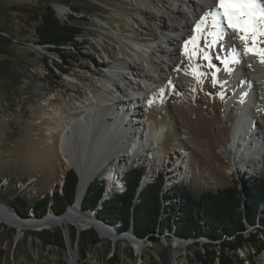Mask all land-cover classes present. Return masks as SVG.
Wrapping results in <instances>:
<instances>
[{
	"label": "rangeland",
	"instance_id": "obj_1",
	"mask_svg": "<svg viewBox=\"0 0 264 264\" xmlns=\"http://www.w3.org/2000/svg\"><path fill=\"white\" fill-rule=\"evenodd\" d=\"M68 1H73V4H68ZM187 2L189 1L52 0L60 20H67L73 14L85 25L82 36L75 44L56 52L47 49L46 45H40L36 37L25 33L33 26L28 23L33 13L18 11V7L23 6H28V9L34 11L44 0H0V28L9 30L18 38V41L14 40L18 53V78L14 81L12 94L6 95L0 90V202L14 214V218H18L16 216L20 214V217L28 218L27 221H33L32 219L38 216L46 218L44 215L48 217L57 213L52 209L56 200L52 192L59 194L63 190V175L72 166L68 161L70 157L67 151L60 147V135L72 120L101 107L99 94L112 96V91L110 94V90L105 86L106 84L112 87V77L122 89V92L117 91L116 95L122 99L128 98L119 108L132 111L131 120L137 119L136 125L131 121L133 129L145 128L143 137L150 140L143 142L141 150L136 153L135 162L127 166L122 174V189H114L112 192L105 189L97 207L87 209L82 205L86 191L80 207H73L76 197L73 203L69 204V211L83 217L92 210L93 218H97L93 214L94 211L99 214L102 201L126 189L124 176L134 166L144 168V178L145 175H150L146 181L142 178L139 191L162 173V190L164 193H170L169 198L163 202L160 217L168 222V225L159 227L158 224L157 231L152 236L157 240L150 241L147 237L148 240L143 241L145 247L142 249L137 243L139 240L124 236L125 230H120L119 227L121 221L113 223L100 218L99 215L98 218L106 224H118V229L112 225L111 228H116L115 233L119 241L98 235V238H101L98 244L85 245L81 237L84 230L88 229L79 232L71 225L69 232L76 231L78 240L68 249L65 241L62 240L61 243L57 236L56 242L46 243L43 239L48 231H64L59 229V226L44 230L31 228L20 233L16 227L0 221V264H69L71 246L79 253L80 264H201L197 255L202 245L207 242L206 238L189 237L185 247L176 248L173 245L178 236V217H174L173 222L168 220L169 205L175 202L181 206L184 202L183 197L178 196L174 188L182 182L180 186L190 187L198 193L204 190L216 191L239 180L245 184L249 179L260 175V172L264 174V151L260 166L254 170L241 168L242 164L233 162V151L229 148L231 130L238 119L235 114L236 103H233L230 109L226 107L227 100H230L238 89L247 85L245 73L258 79L260 73L255 72L247 58L251 56L259 63L263 62L260 61V54L259 56L256 52L246 51L245 43L239 39L240 34L230 29L227 36L211 45L213 37L208 34L213 31L210 26L211 17H208V24L195 35L168 30L167 25L173 22L175 12L179 9L185 10L186 17H176V25L190 19L191 23L195 22V12ZM59 4L66 10L62 13V18L58 16ZM69 5L81 12H72ZM85 12L90 15H85ZM173 37H178L179 45L183 49L176 59L162 51L173 47L175 43L171 42L177 41ZM193 38L195 44L191 43ZM233 39L242 47L230 55L227 49H232ZM186 41L189 42L187 47ZM248 46H253L251 39L248 40ZM197 48V54L191 55ZM255 48L264 49V36L258 37ZM205 52L212 57L211 60L204 59ZM136 58L141 61L142 69L150 74L148 79L151 80L136 75L135 71L141 69V64H137ZM120 59L127 60L130 68H120L117 65ZM150 60L155 62L154 65ZM244 60L249 69L239 68ZM175 61L178 63L175 64ZM161 68H165V72L170 76L168 80L166 74L163 75V80L158 79L159 73L163 72ZM233 71L237 72L240 84L234 78L225 79ZM137 82L142 85V92L133 93L131 85ZM134 96H140L138 102ZM255 102L257 107L258 101ZM137 109H140L141 116H135ZM252 112L258 119L261 118L264 126V112L257 109ZM106 114L105 128L107 123L116 119L114 115L117 112L109 109ZM126 122L130 123V119ZM119 124L121 125V122ZM94 127L95 124L91 126L90 131H93ZM155 128L158 133L162 132L156 144L151 139ZM97 129L98 127L95 130ZM108 145L109 148L104 147L109 158L107 167L90 181L91 183L97 178V182L105 187L108 183V176L104 177L105 170L117 165L125 150L119 142ZM126 149L128 150V145ZM236 166L242 171H235ZM18 193L26 196L29 194L26 198L29 203L27 215L11 204ZM46 194L47 200L51 202V209L48 208L47 212L36 211L35 199H42ZM131 228L127 231L130 232ZM248 228L255 232L254 226ZM131 230L133 231V228ZM84 248L86 251H83ZM176 251L178 258L174 257ZM239 253L241 257L248 258L246 264H264V250L257 253L247 246L240 249ZM112 256L116 257L115 261L111 260Z\"/></svg>",
	"mask_w": 264,
	"mask_h": 264
},
{
	"label": "trees",
	"instance_id": "obj_2",
	"mask_svg": "<svg viewBox=\"0 0 264 264\" xmlns=\"http://www.w3.org/2000/svg\"><path fill=\"white\" fill-rule=\"evenodd\" d=\"M70 3L73 4V1H68V4ZM40 4L34 11L28 9V6L18 7L20 12L33 13L31 21L28 22L33 26L25 33L36 37L37 43L46 45L50 51L61 52L66 46L75 44L82 36L84 23L73 14L67 20H60L53 8L52 0H44V3ZM69 7L72 12H81L74 6ZM85 15L90 14L85 12ZM14 40L18 41L17 36L7 29L0 28V90L6 95L12 94L14 81L18 78L16 73L18 53L14 47ZM143 173L144 168L141 166L126 172L124 176L126 189L102 201L98 215L113 223L121 221L120 230L132 227L136 236L141 238L147 236L151 239L157 231L158 224L159 227L168 225V222L160 217L163 202L169 198L170 193H164L162 190L164 184L162 173L139 191ZM63 180V190L59 194L52 192V196L56 198L52 209L57 213L64 212L67 206L73 203L78 176L70 168L65 171ZM181 183L175 185L174 190L178 196L183 197L184 202L181 206L172 202L169 205L171 213L169 212L167 217L171 222L174 217H178L176 228L178 236L186 239L206 238L207 242L197 255L199 263L246 264L248 258L241 257L240 249L250 246L257 253L264 250V174L260 172V175L245 182L243 185L247 193L245 199L236 183L218 188L216 191L204 190L199 193L190 187L180 186ZM105 189V185L99 184L97 178L92 181L83 200V208L97 207ZM47 194L42 199H35L36 211L47 212L51 207ZM28 196L29 194L26 196L18 193L11 201V204L25 215L29 212V203L26 199ZM249 226H254L255 232L248 231ZM56 236L61 240L60 234L49 232L44 234L43 239L46 243L56 242ZM82 239L84 244L89 246H94L98 242L90 233H85ZM115 258L111 260L115 261Z\"/></svg>",
	"mask_w": 264,
	"mask_h": 264
},
{
	"label": "bare ground",
	"instance_id": "obj_3",
	"mask_svg": "<svg viewBox=\"0 0 264 264\" xmlns=\"http://www.w3.org/2000/svg\"><path fill=\"white\" fill-rule=\"evenodd\" d=\"M187 1H189L187 3H189L188 5L190 6V8H192V11L195 12V16H196L195 22L191 23L190 22L191 19H190V20H185L184 23L181 22L180 25H176L175 23L176 17L178 16H180V18H184V16L186 17L185 10L179 9L175 12V15H174L175 19L173 18L172 20L173 22L167 25V29L170 30L171 32L178 31L183 34L195 35L198 32V30L196 29V25L200 22V18L204 16L206 12L216 7L217 0H187ZM57 9H58L59 14L61 13V15L58 14V16L62 18V13L66 12L65 7L59 4L57 5ZM151 14L152 12L149 13L150 16ZM137 38L138 37H134V39H137ZM173 39L177 40L176 42H171V44L175 43L173 47L168 50L163 49L162 51H165V54H167L171 58L176 59L177 54L183 49L179 45L178 37H173ZM231 46H232L231 50H229V48L227 49L230 55L234 54V50L238 51L242 47L236 39L232 40ZM261 59L262 57L260 56V61ZM247 60H248V63H250V65L252 66V68H254L255 72L260 73L258 74V79L245 73V75L247 76V78L245 79L247 82V85L243 86L245 88L241 87L240 89H238L236 93H234L231 96L230 100H227L226 107L227 109H230L231 105L233 103H236V113L235 114L238 117L237 121L235 122L233 126V129L231 130L232 131L231 132V143H230L229 149L233 151L232 160L233 162L237 161L238 164H242L243 167L241 168L246 169V167H248L254 170L256 167L260 166L259 164L261 162V156L264 151V126L262 125L263 122L261 118L258 119L252 112L253 109H257L259 111L264 112V62L259 63V61L254 60V58H251V56H249ZM136 61H137V64L138 63L141 64V69L139 71H135L136 75L141 76L142 79L151 80V79H148L150 78V74L146 73L142 69V63L139 60V58H136ZM150 62L152 65H154L155 63L152 60H150ZM176 63H178V61H175V64ZM248 63L246 62V60L242 61L241 67L239 68L249 69ZM117 65H119L120 68H123V67L130 68V63L125 59H120V61L118 60ZM161 70H163V72L162 74L159 73L158 79L163 80V75L166 74V78L168 80L170 76L167 74V72H165V68H161ZM170 70L171 69L169 68V71ZM113 78L114 77H112V80L110 81V84H112V87L105 84V86L110 90V94L112 91L113 93L112 96H102L101 94H99L98 96L100 99L101 107L96 108L97 110L95 109V110L88 111L87 113H83L82 116L79 117L78 119L72 120L66 126V130L62 132V134L60 135V140H59L60 147L63 150L67 151V154L70 157L68 161L72 165V167H74L77 170V173L79 175V181L77 185L78 187L76 188V197H77L76 204H73L74 205L73 207L76 209L80 207L84 194L86 193L88 186L90 184V181L99 172L103 171L107 167V164L109 162V158L107 156L108 153H105V150H104L105 146L102 145L100 140H97V135H106V133H108L109 130L113 132L112 129H109V126L107 128L104 127V123L107 122V118H105L107 115L106 111L110 109L111 111L113 110L117 112V114L121 113L122 111L120 110L119 106L124 104V102H127V99H128V98L122 99L120 96L116 95L117 94L116 92L117 91L122 92V89L120 88L119 83ZM226 78L228 80H232V78H234L235 81L239 82L240 84V80H239L240 78L238 77V74L236 71H233L229 76H226L225 79ZM256 82H259V83L257 84ZM131 87H132L133 93L142 92V85L138 82L135 83V85L134 84L131 85ZM227 87H228V84H227ZM225 89L227 90V88ZM134 97H136V102H138V100L140 99V96H134ZM255 101H258L257 107H255L254 105V103H256ZM135 112H136L135 116H141L140 109L135 110ZM124 114H126L127 116L132 115V114H128V112H125ZM130 121H131V118H130ZM94 124L95 126L96 124H98L97 125L98 129L95 131L96 134L91 138L90 128ZM107 124L110 125V123H107ZM124 131L126 130H123V132ZM156 131L151 133V139L152 141H154V144L159 142L161 135H162V132L158 133L157 129ZM144 132H145V128L140 130L139 128L135 127L134 132H132V134L134 135L131 134L132 135L131 137L128 138V136H125V135L121 136L120 141H124L122 143L123 145L122 147H125L123 148L125 150L123 153V157L122 158L120 157L121 159L117 163V165L112 166L110 170L108 169L105 170L104 177L108 176L107 178L108 183L106 186L107 191L112 192L114 189H117L118 183H120L121 181V176L125 172L127 166H129L130 163H132V161H135V159L137 158L135 156H136L137 151L141 148V142L143 141L148 142L150 140V138L148 137L144 139L143 137ZM115 134L116 132L113 133L114 136ZM126 145H128V150L126 149ZM235 169H237L238 172L242 171V169H239L237 166L235 167ZM149 176H150L149 174L145 175L144 181L148 180L150 178ZM94 213L95 214L93 215L98 218L97 211H94ZM13 215L14 214H11V212L8 211L6 207L0 206V221L6 222L16 227V229L20 233H23L24 230H28L31 228L33 229L37 228L38 230H41L44 228H48L50 226H55L60 223L66 224L65 226L69 227L68 225L71 222H74L78 226V228L82 230L83 228H86L90 224L97 222L94 220L91 210L90 212H88V214H86L83 217L80 215L78 216L76 213L69 211L68 213L62 216H55V215L50 214L48 217L46 216V218L38 217L37 219H32L33 221H26V220H22L19 218L17 219V218H14ZM107 224L112 225L113 227H116L118 229L117 227L118 224H110V223H107ZM116 228H111L109 226L107 227L101 226L103 235H111L115 238V240L119 238L117 233H115L117 232ZM133 232L134 230L132 231V233ZM132 233L130 231L126 233L124 236H126V238L132 239ZM137 243L139 244V247L141 249L145 247V243H143V241H138ZM173 245L176 248H179V247H185L187 243H185L183 240L175 239ZM174 257L175 258L179 257V254L177 251L174 253ZM79 258H80L79 253H77L75 249L73 250L71 246V249L69 252V258H68L69 264H80Z\"/></svg>",
	"mask_w": 264,
	"mask_h": 264
},
{
	"label": "snow or ice",
	"instance_id": "obj_4",
	"mask_svg": "<svg viewBox=\"0 0 264 264\" xmlns=\"http://www.w3.org/2000/svg\"><path fill=\"white\" fill-rule=\"evenodd\" d=\"M208 17H211L210 26L213 29L208 33L213 37L211 45H215L227 36L230 29L240 34L239 39L245 43L246 51L260 54L261 62H264V49L255 48L258 37L264 36V0H217L216 7L200 18V22L196 25L197 30H202L208 24ZM249 39L253 42L252 47L248 46ZM188 43L185 42L186 47ZM191 43H196L195 38ZM197 51L198 48L191 55L195 56ZM211 58L207 52L204 53V59L211 60Z\"/></svg>",
	"mask_w": 264,
	"mask_h": 264
},
{
	"label": "water",
	"instance_id": "obj_5",
	"mask_svg": "<svg viewBox=\"0 0 264 264\" xmlns=\"http://www.w3.org/2000/svg\"><path fill=\"white\" fill-rule=\"evenodd\" d=\"M117 115V116H116ZM116 115H114L115 117H116V119H114V120H112V123H110V125H108L109 126V129H112L113 130V132L111 131V130H109V132L108 133H106V135H97V140H100L101 141V143H102V145H104L105 147H106V149L107 148H109V143H117V142H119V143H123L124 141H120V138H121V136H128V133L130 134V137L132 136L131 135V133L130 132H134V129H133V127H132V124L134 123L135 125H136V121H137V119L136 118H134V119H132L131 121L133 122H131L130 121V123L129 122H126V120L127 119H130V118H132L131 116H127L126 114H116ZM119 122H121V125L119 124ZM126 124V125H125ZM124 125V126H123ZM107 126V127H108ZM96 127H97V124H96ZM96 127H94V128H92V129H94L93 131H91L90 132V135H91V138L95 135V133L96 132H94V131H96L95 129H96ZM126 130V131H124V132H122L123 130ZM116 132V136H114L113 135V133H115ZM144 142V141H143ZM143 142H141V146H142V144H144ZM96 151V150H95ZM139 151H140V149H139ZM96 153V152H95ZM97 154H98V152H97ZM122 157H123V154H122ZM136 160V159H135ZM133 162H135V161H132V163H130V165H132L133 164ZM134 167H136V166H134ZM133 167V168H134ZM70 168H72L75 172H76V174H77V176H78V181H79V175H78V173H77V170L74 168V167H70ZM235 171H237L236 169H235ZM142 178H144V176L142 177ZM143 182V181H142ZM240 188H241V190H242V193H243V197H244V199H245V197L247 196L246 195V193H245V191H244V183L241 181V180H239V182H235ZM77 185H78V182H77ZM118 186H120V187H118L117 189H119V188H123L122 187V185L120 184V183H118ZM77 187V186H76ZM116 189V190H117ZM118 191H122V190H118ZM75 198H76V192H75ZM0 206H3V207H5V205L3 204V203H1L0 202ZM70 205H68L67 206V208H66V210L64 211V212H62V213H52L51 215H55V216H62V215H65L66 213H68L69 212V207ZM89 211V210H88ZM92 211V210H91ZM17 214V213H16ZM20 215V214H19ZM18 214H17V216L16 217H18L19 219H22V220H26L27 221V219L28 218H26V217H20ZM47 215H44V217H46ZM39 218H42L41 216H38ZM38 217H36L35 219H37ZM17 218V219H18ZM94 220L95 221H97L96 223H92V224H90L89 226H87L86 228H83L82 230H84V229H88V230H84V233H83V235L85 234V233H90V234H92L93 236H95L96 237V239H98V242L96 243V244H98L100 241H101V238H98V235H100L102 238H109V239H112V240H114L115 242H117V241H119L120 239H118V240H115V238L113 237V236H111V235H103V231L101 230V226H109V227H111V225H108V224H106L103 220H101V219H99V218H94ZM7 224V223H6ZM71 225H73V226H75L76 228H77V231H82V230H80L79 228H78V226L77 225H75V223L74 222H71L70 223V225H69V227L71 226ZM100 225V226H99ZM55 226H59L58 228L59 229H64V231L63 230H60L59 232H50V231H48L49 233H56V234H60L61 235V243H62V240H64L65 241V244H67L68 245V249H69V247H70V245L72 244H75L76 242H77V240H78V235H77V233H76V231H71V232H69V227H66V226H63V225H61V224H57V225H55ZM53 226H50V227H48V228H44V229H49V228H52ZM250 227V226H249ZM44 229H42V230H44ZM249 229V228H248ZM29 230V229H28ZM36 230V229H35ZM127 230H125L124 231V233H127L126 232ZM130 231H131V233H132V230L130 229ZM248 231H250V230H248ZM72 235H73V240H74V243H72ZM83 235H82V237L81 238H83ZM120 236V235H119ZM132 237H134V238H136L137 240H139V241H145V240H148V238H147V236L146 237H143V238H141V237H138V236H136L135 234H134V232L132 233ZM176 238L177 239H180V240H183L184 242H189V240H187V239H184V238H182V237H179V236H176ZM149 240L150 241H156L157 240V238H149ZM132 242V241H131ZM134 243V242H133ZM96 244H94V245H96ZM56 245H58L57 243H56ZM203 246V245H202ZM74 247V246H73ZM75 248V247H74ZM83 251H86L85 250V248H84V250ZM111 258H113V256L111 257Z\"/></svg>",
	"mask_w": 264,
	"mask_h": 264
}]
</instances>
